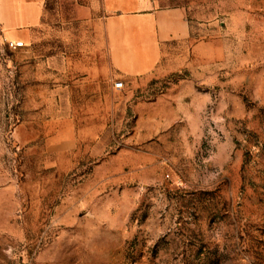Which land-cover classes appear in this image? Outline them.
Here are the masks:
<instances>
[{"label":"rangeland","instance_id":"374dc122","mask_svg":"<svg viewBox=\"0 0 264 264\" xmlns=\"http://www.w3.org/2000/svg\"><path fill=\"white\" fill-rule=\"evenodd\" d=\"M93 2L0 25V264H264V0H158L190 36L137 79Z\"/></svg>","mask_w":264,"mask_h":264},{"label":"crops","instance_id":"0c3cea01","mask_svg":"<svg viewBox=\"0 0 264 264\" xmlns=\"http://www.w3.org/2000/svg\"><path fill=\"white\" fill-rule=\"evenodd\" d=\"M46 0H0V25L9 40H26L40 24ZM90 12L100 23L99 50L108 53L114 71L137 79L155 71L164 47L190 36L181 6L161 7L158 0H94Z\"/></svg>","mask_w":264,"mask_h":264},{"label":"built area","instance_id":"2783aa9c","mask_svg":"<svg viewBox=\"0 0 264 264\" xmlns=\"http://www.w3.org/2000/svg\"><path fill=\"white\" fill-rule=\"evenodd\" d=\"M8 44L11 48H17L19 46L23 45L22 41H17V40H9ZM114 87L116 89H121L123 87V81L122 80H118L114 83Z\"/></svg>","mask_w":264,"mask_h":264}]
</instances>
